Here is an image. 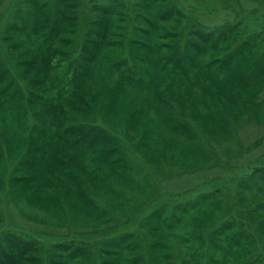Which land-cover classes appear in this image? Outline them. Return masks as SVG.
Masks as SVG:
<instances>
[{
  "label": "rangeland",
  "instance_id": "374dc122",
  "mask_svg": "<svg viewBox=\"0 0 264 264\" xmlns=\"http://www.w3.org/2000/svg\"><path fill=\"white\" fill-rule=\"evenodd\" d=\"M110 1L0 0V264H264V0Z\"/></svg>",
  "mask_w": 264,
  "mask_h": 264
},
{
  "label": "trees",
  "instance_id": "16d2710c",
  "mask_svg": "<svg viewBox=\"0 0 264 264\" xmlns=\"http://www.w3.org/2000/svg\"><path fill=\"white\" fill-rule=\"evenodd\" d=\"M65 1V0H64ZM111 1H113V0H111ZM110 1V2H111ZM145 2L147 3V4H149V6L151 5V0H145ZM95 5V4H94ZM93 5V7L95 8V9H98V11H102V12H106V14H110L112 11L111 10H107V9H109V8H112L114 5L115 6H118L119 5V0H117V2L115 1L114 3H109L107 6H94ZM146 5V4H145ZM74 6V5H73ZM164 15H161L160 16V18H164V17H168V18H170V16H175V15H178L177 14V10H174V9H167L166 8V10L164 9ZM146 19H148V18H146ZM146 19H143L144 20V22L146 21L147 22V25L149 26V28H151V31L152 30H154L155 29V27H154V23H153V20H151V23L149 24L148 23V21L146 20ZM50 18H48V20H44V22H49V23H51L50 22ZM164 20V19H163ZM97 26L100 28V29H102V30H104L106 27L104 26V22H101V23H97ZM33 28V26H32V23H31V25H30V28ZM32 28H31V30H32ZM93 32V31H92ZM97 31L95 30V33H96ZM90 34V33H89ZM195 35L196 36H198L197 38H199L201 41H203V43L206 45L207 44V46L208 45H210V48H216L215 46H216V43H217V40H219V41H221L222 39H223V37L224 36H222L221 34H218L217 35V37H215V35H214V33H212V32H195ZM228 36V35H227ZM100 37H101V35H100ZM226 37V36H225ZM43 40L41 41L40 40V42L41 43H39L40 44V46H41V53L45 56L46 55V57H45V59H47V57H49V56H51V51L53 52V49H51V48H49V46L51 47L53 44L51 43V42H53V40H52V38H51V36H47V34H45L43 37ZM101 38H104L103 37V35H102V37ZM38 41V40H37ZM50 42V44L48 45V46H46V47H44L45 46V43L46 42ZM89 41H91L90 39H89ZM89 41H85V43H86V46L87 47H89L87 44H88V42ZM248 41V40H247ZM101 42H104V40L103 41H101ZM90 43H92V42H90ZM109 43V41H105V45L106 44H108ZM190 43H193V41L192 42H190ZM245 43H246V41H245ZM244 43V44H245ZM93 44V43H92ZM98 43H96V44H94V46H92V48L90 47L89 48V50H87L86 48V46H85V44H83V46H82V50H83V48H84V51L88 54V56H90V58H89V61L88 62H90L91 64H93L94 66L93 67H91V66H89V65H79V71H80V73L82 74V75H84V74H89L90 76H89V78H90V80L89 81H91V82H95V83H97V82H100L101 83V81H102V79L104 80V77H103V75L101 74V72H99L100 70H99V68L97 67V64H98V62H99V60H100V58H102L101 56H97V53L99 52V50L101 49V46H100V44H98ZM244 44H242V45H244ZM207 46H205V48L203 49V48H201V49H197V54H201V52L202 51H207ZM97 47V48H96ZM93 48H95L94 49V51L93 50H91V49H93ZM155 48V47H154ZM195 48H197L196 46H195ZM156 49H158V48H156ZM59 53V52H58ZM236 55H239V53H237L236 52ZM80 56V55H79ZM173 58H175L176 59V62L174 63V65H175V67L176 68H180V70L183 72V75H185L186 74V64H195L194 62H189V61H187V59L189 60V55H187V56H185V55H183V56H181L180 54H178V53H174L173 52ZM41 57H43V56H41ZM84 57H85V54L82 56V59H84ZM219 57V55H216L215 56V58L214 59H216V60H218V62H223L226 58H218ZM228 57H231L230 55L228 56ZM179 58V59H178ZM232 58H234V57H232ZM44 59V63L46 62V60ZM71 58H69V60H70ZM170 59V58H169ZM180 59H182V61L180 60ZM98 61V62H97ZM180 62H182V64L180 63ZM97 63V64H96ZM96 64V65H95ZM227 63L226 62H224L223 63V66H225ZM252 64H256V63H252ZM257 64H258V62H257ZM256 64V65H257ZM258 65H260V64H258ZM256 66V68H258L259 69V71L260 70H262L263 72H264V67H260V66ZM88 66V67H87ZM91 67V68H90ZM117 66H116V64L115 65H113L110 69H109V72H112L113 71V68H116ZM145 67L143 66L142 68H140V72H143V70H144V73H147L148 72V74H149V71L150 70H148L147 71V68H146V70L144 69ZM90 69V70H89ZM136 69V68H135ZM135 69L133 70V72L135 71ZM89 71V72H88ZM147 71V72H146ZM175 71V75H177L178 73H177V71L176 70H174ZM99 74V75H98ZM91 75H93L94 77H96L97 76V79H91V78H93V76H91ZM187 75V74H186ZM81 77V76H80ZM80 77H78V78H80ZM157 77H161V76H157ZM162 78V77H161ZM81 79V78H80ZM80 82V81H79ZM83 82V80L81 81V83ZM141 82H136V86H138V87H142V88H145V83L146 82H142L141 84H140ZM139 84H140V86H139ZM124 83H118L116 86H118L119 88H122V87H124ZM137 87V88H138ZM150 87V84L148 83V84H146V88H149ZM17 92L19 93V89L17 90ZM20 94V93H19ZM14 96V95H13ZM19 98H23L22 97V95H21V97H19ZM38 101H42V98H38L37 99ZM45 101V100H44ZM43 103V102H42ZM29 100H28V102L26 103V105H25V103H21L20 105L22 106V108H23V112H26V110H27V112H29L30 110H31V107L33 106L32 104H31V106H29ZM21 106H19V108H21ZM21 108V109H22ZM11 113V112H10ZM55 120V119H54ZM53 121V120H52ZM49 128H51V127H49ZM71 129L70 130H67V134L66 135H68L69 137H71V142H72V144H76V145H80V144H82L84 141H86L87 139L86 138H84V137H82L83 139L81 140V137L79 136V134H80V132H82V131H84V134H85V136H88V134L89 133H93V131L95 130V129H92V128H89V127H87V128H85V129H83V128H81L80 126H76V127H70ZM46 129V131H47V128H45ZM50 131V130H49ZM48 131V132H49ZM88 132V133H87ZM97 133V132H96ZM49 134H51V135H53V132H49ZM83 134V133H82ZM99 134V133H98ZM100 135V134H99ZM57 137H59V136H57ZM70 139V138H69ZM85 139V140H84ZM61 140H66V136L65 137H61ZM80 140H81V143H80ZM92 140H98L97 139V137H94ZM92 140L89 142L90 144L92 143ZM88 143V145H90ZM83 146H88L87 145V142H84L83 144H82ZM90 147H91V145H90ZM261 178L263 179V181H264V172L263 173H261ZM128 234L126 233V234H124L123 236L125 237V236H127ZM131 235V234H130ZM11 238V237H10ZM11 240L12 241H15V242H19L20 243V245H21V247L20 248H17V250L18 251H15V248H10V250H9V254L8 253H6V252H4V250H1V253H2V256L3 257H5L6 258V260H7V262H8V264H18L19 263V255H20V257L22 256L23 257V255H26V254H28V250L27 249H31V247L29 246V244L28 243H24V241H22L21 240V238H18V237H16V236H12V238H11ZM121 240H113V239H111V240H108L107 242L108 243H106V245H113L114 243L115 244H117V243H119ZM14 242V243H15ZM111 242V243H110ZM18 243V244H19ZM56 245V244H55ZM66 245L68 246V247H66V246H64L63 244H58L57 245V249L56 250H60V251H63V252H66V253H69L70 252V254H68V256L69 257H74V256H76V255H78V256H84V255H86V253H85V245H79V246H76V247H72L71 248V243L70 242H68V243H66ZM84 246V247H83ZM59 247V248H58ZM71 249V250H70ZM27 250V251H26ZM26 251V252H25ZM17 252V253H16ZM20 253V254H19ZM19 254V255H18ZM79 264H80V262H78Z\"/></svg>",
  "mask_w": 264,
  "mask_h": 264
},
{
  "label": "bare ground",
  "instance_id": "6f19581e",
  "mask_svg": "<svg viewBox=\"0 0 264 264\" xmlns=\"http://www.w3.org/2000/svg\"><path fill=\"white\" fill-rule=\"evenodd\" d=\"M116 87H118V86H116ZM119 88V87H118ZM99 94H102L103 93V88H101L100 87V89H99ZM94 96H95V100L98 98V93L96 92L93 96H92V100L94 99ZM91 100V99H90ZM92 102V101H91ZM116 113H119V112H116ZM113 120H114V118H113ZM139 125H142V122H140L139 123ZM137 128H138V126H137ZM146 153H148V151L146 152Z\"/></svg>",
  "mask_w": 264,
  "mask_h": 264
}]
</instances>
